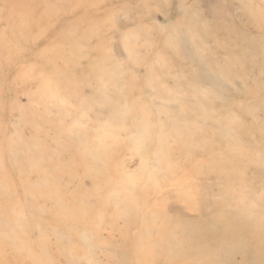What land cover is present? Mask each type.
<instances>
[{
  "label": "rangeland",
  "instance_id": "obj_1",
  "mask_svg": "<svg viewBox=\"0 0 264 264\" xmlns=\"http://www.w3.org/2000/svg\"><path fill=\"white\" fill-rule=\"evenodd\" d=\"M0 264H264V0H0Z\"/></svg>",
  "mask_w": 264,
  "mask_h": 264
}]
</instances>
